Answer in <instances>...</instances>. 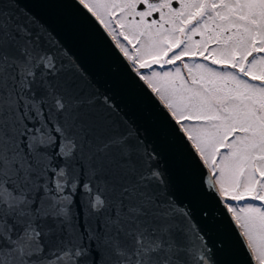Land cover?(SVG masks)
<instances>
[{"label":"snow or ice","instance_id":"snow-or-ice-1","mask_svg":"<svg viewBox=\"0 0 264 264\" xmlns=\"http://www.w3.org/2000/svg\"><path fill=\"white\" fill-rule=\"evenodd\" d=\"M0 264H264V0H0Z\"/></svg>","mask_w":264,"mask_h":264}]
</instances>
